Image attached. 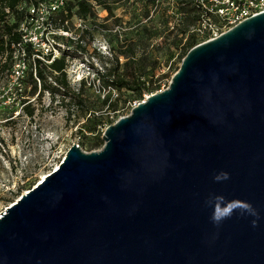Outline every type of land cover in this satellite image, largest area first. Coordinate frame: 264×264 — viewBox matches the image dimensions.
<instances>
[{"label": "water", "instance_id": "1", "mask_svg": "<svg viewBox=\"0 0 264 264\" xmlns=\"http://www.w3.org/2000/svg\"><path fill=\"white\" fill-rule=\"evenodd\" d=\"M102 139L0 212V264H264V10L192 45Z\"/></svg>", "mask_w": 264, "mask_h": 264}, {"label": "rangeland", "instance_id": "2", "mask_svg": "<svg viewBox=\"0 0 264 264\" xmlns=\"http://www.w3.org/2000/svg\"><path fill=\"white\" fill-rule=\"evenodd\" d=\"M145 2L116 3L114 13L120 17V23L114 24L110 17L106 20L110 26L107 30H92L93 37L84 39L85 56L66 61L67 90L42 89L38 80L35 93L24 82H19V92H14L10 87L19 79L11 66L4 68L0 63V212L52 170L72 143H78L84 150L101 147L102 132L108 121L130 111L136 100L132 91L110 89L102 75L114 61V49L119 44L126 43L127 39L136 41L138 54L146 52L159 60L160 67L154 77L159 79L160 88L168 84L181 62L182 46H171L169 54L166 48L172 35L164 41L160 32L165 17L168 24L173 25L181 14L175 0H156V4L147 5ZM145 6L149 9L148 15L144 14ZM106 13L101 9L94 20L101 21ZM211 19L219 21L215 13L211 14ZM87 21L90 24V19ZM194 33L197 42L203 39L201 33ZM104 43L106 49L102 48ZM119 59L122 61L124 57ZM164 73L167 75L162 76ZM49 76L47 74L46 82L58 85ZM109 93L110 101L116 103L115 110L104 101ZM147 94L144 93L143 98Z\"/></svg>", "mask_w": 264, "mask_h": 264}, {"label": "trees", "instance_id": "3", "mask_svg": "<svg viewBox=\"0 0 264 264\" xmlns=\"http://www.w3.org/2000/svg\"><path fill=\"white\" fill-rule=\"evenodd\" d=\"M21 0H0V52L9 45L12 41H18L21 38L20 33L17 31V23L24 15V9H19L17 4ZM101 8H104L107 13L101 21H95V10L91 7L88 0H69L64 9L59 11L60 21L66 17H70L72 14L71 8H74V12L84 17H90V26L83 28L80 37L85 39L86 37L92 38L95 29L107 30L110 26L106 21L108 18L113 17L114 24L120 23V17L115 16L114 8L116 3L127 0H96ZM209 3V1H207ZM147 4H156V0H146ZM177 11L181 14L179 20L174 22L173 25L168 24V19L165 17L163 20V26L161 29V36L164 41L172 35L170 43L167 44L166 52L171 54V46H182L181 57L185 55L187 50L197 43L196 35L192 30V26L195 25L201 18V14L206 11V8L196 0H175ZM9 8V11L6 10ZM66 10V12L64 11ZM149 9L145 6V15H148ZM93 20V22H91ZM109 26V27H108ZM146 29V27H145ZM192 30V31H190ZM125 42V41H124ZM77 46L86 50V45L77 42ZM136 41L128 40L126 43L119 44L114 49V57L112 64L107 67L103 75V81L106 82L110 89L121 91L122 89L130 90L133 93L136 101L143 98L144 93H150L160 88L158 78L154 77L155 70L160 67L159 60L155 59L152 55L136 51ZM27 48L30 46L27 44ZM71 54H75L72 52ZM124 59L120 61L119 57ZM15 61H0L2 67L13 66ZM65 53L60 57L55 58L50 63L45 61H25V67L22 71V76L18 79V82H24L29 85L32 93L38 90L37 81H40V86L43 88H49L52 92L59 91L60 87L63 90L69 88V80L66 74ZM179 64L174 70L178 68ZM47 74H50L53 80L58 85L46 82ZM164 73L162 76H166ZM84 82V81H83ZM19 85L15 84L10 87L14 92H19ZM40 90V89H39ZM111 93L104 97V101L112 108L116 109V103L110 101ZM27 110L29 108L27 107ZM114 119H110L107 124L113 122Z\"/></svg>", "mask_w": 264, "mask_h": 264}, {"label": "built area", "instance_id": "4", "mask_svg": "<svg viewBox=\"0 0 264 264\" xmlns=\"http://www.w3.org/2000/svg\"><path fill=\"white\" fill-rule=\"evenodd\" d=\"M68 1L21 0L17 4L19 9H24V15L16 27L21 38L18 41H12L0 52V61H15L12 71L16 73V79L22 76L25 61L50 63L64 53L65 61H71L72 58L84 55L85 50L78 47L77 42L85 44V40L80 37V34L83 28L90 26L87 21L90 17L78 15L74 12V8H71V16L60 21L59 11L64 9ZM88 1L96 14L104 9L96 0ZM196 1L206 8L198 22L192 26L193 31L202 34V40L217 36L246 17L264 10V0ZM6 10L9 11V8L6 7ZM64 11L66 12V10ZM212 13L219 17V21L211 19ZM27 44L30 46L29 49ZM102 48L106 49L107 45L104 43ZM72 52L75 54H71ZM50 76L49 79L53 80ZM137 102H134L131 107Z\"/></svg>", "mask_w": 264, "mask_h": 264}, {"label": "clouds", "instance_id": "5", "mask_svg": "<svg viewBox=\"0 0 264 264\" xmlns=\"http://www.w3.org/2000/svg\"><path fill=\"white\" fill-rule=\"evenodd\" d=\"M227 178H228V173L227 172H221L218 175H216V177H215V179L218 180V181L222 180V179H227ZM216 199H217V201H220V200L223 199V197H217ZM253 212H254V210H253ZM212 219H213L214 222L219 223L220 220L222 219V217L220 215L214 213ZM253 223L255 224V221Z\"/></svg>", "mask_w": 264, "mask_h": 264}]
</instances>
